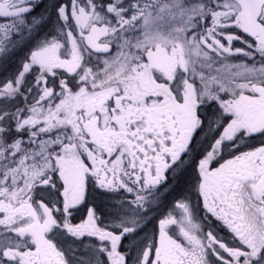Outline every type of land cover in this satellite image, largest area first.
<instances>
[{"label":"snow or ice","instance_id":"snow-or-ice-1","mask_svg":"<svg viewBox=\"0 0 264 264\" xmlns=\"http://www.w3.org/2000/svg\"><path fill=\"white\" fill-rule=\"evenodd\" d=\"M0 264H264V0H0Z\"/></svg>","mask_w":264,"mask_h":264}]
</instances>
